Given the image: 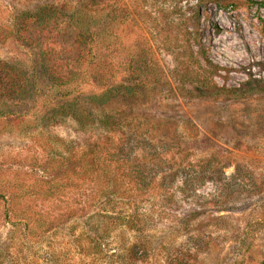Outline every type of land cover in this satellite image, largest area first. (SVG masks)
Returning a JSON list of instances; mask_svg holds the SVG:
<instances>
[{
	"label": "rangeland",
	"instance_id": "1",
	"mask_svg": "<svg viewBox=\"0 0 264 264\" xmlns=\"http://www.w3.org/2000/svg\"><path fill=\"white\" fill-rule=\"evenodd\" d=\"M103 1L112 26L98 36V57L81 43L76 50L71 28L52 29L49 64L65 79L78 71V117L85 109L90 119L118 121L111 144L122 133L139 135L129 157L150 185L109 202L72 187L82 178L76 160L65 159L68 146L79 157L101 129L42 110L43 80L24 102L3 105L0 90V264H264V0L208 3L198 18L191 0ZM27 6L0 0V60L25 72L35 53L10 30L15 10ZM194 38L201 48L187 46ZM105 62L115 84L128 78L101 106L86 95L104 80L84 74ZM202 78L207 86L198 85Z\"/></svg>",
	"mask_w": 264,
	"mask_h": 264
},
{
	"label": "trees",
	"instance_id": "2",
	"mask_svg": "<svg viewBox=\"0 0 264 264\" xmlns=\"http://www.w3.org/2000/svg\"><path fill=\"white\" fill-rule=\"evenodd\" d=\"M10 1H22V0H10ZM28 6L15 10L12 15V23L10 33L15 41H18L22 46L30 49V52L35 53L36 61L33 63L31 70L25 72L23 70H16L12 64L0 60V90H2L3 99L1 102L6 104L5 100L22 101L29 99L32 92V88L39 89L38 80H43L48 86V100L44 102L43 109L45 112L51 111L61 112L72 116L78 121L80 126L86 123L98 126L101 132L95 135L94 138L88 139L82 145L80 149L79 157L75 156L74 142L68 146V154L65 159L76 160L78 171L77 173L82 178L79 183L71 182L72 187H83L84 192H90L93 196L101 197L109 202L113 197H119L120 199L128 200L131 192H137L138 194L144 193L149 187L147 179V170L141 165H134L135 158L130 159L129 151L134 147L140 146L138 142L133 143L132 140L138 138V134L128 135L122 133V139L114 144H111V135L116 134L118 130V121H115L110 115H105L101 119H90V116L84 109L82 117H78V101L81 94V83L78 80V71H70L71 75L68 79L61 76L56 71L57 66L55 62L49 64V58H52V51L48 49L53 43L52 29L66 31L72 29L74 31L73 38L77 43L76 50L80 51L79 44L84 45L83 52L89 55L91 59L98 57V36L100 33L107 31L112 25L108 20L110 18L109 11L106 13L100 12L104 7L111 8L108 3L103 4V0H75L74 4L68 6L67 0H26ZM180 1V0H179ZM186 2L190 0H185ZM195 4L194 16L199 17L198 8L208 3H214L218 7H226L228 5L227 0H191ZM101 4V5H100ZM99 6V7H98ZM104 15V21H99ZM53 25V26H52ZM53 27V28H52ZM32 30H34L32 32ZM219 30L218 27L215 29ZM191 33V31L189 32ZM194 36H192L193 38ZM193 42V43H192ZM187 46L193 44L200 47V43L197 39L189 40ZM173 52V51H172ZM199 52V50H198ZM192 55L186 58L185 63L190 68L194 63ZM74 61L80 64V57L77 55L73 57ZM174 60L176 57L174 55ZM73 61V62H74ZM87 62L91 60L87 59ZM95 62L92 61V63ZM184 61H182V64ZM77 64V65H78ZM130 65V64H129ZM180 65V63H179ZM56 66V67H55ZM194 66V65H193ZM196 66L201 68L202 66L197 61ZM206 67H202V71L206 72ZM174 73L177 70L174 68ZM193 71V70H192ZM84 74L90 76L95 80H104L105 84L102 86L100 92H92L86 95L90 99L89 102L96 103V105L105 104L111 95L114 87L124 88V81L128 77H122L117 84H115L116 70L113 69L111 62H105L104 68L99 73ZM194 72V71H193ZM192 72V73H193ZM196 72V71H195ZM91 74V75H90ZM116 78V77H115ZM194 78V77H193ZM69 81H71L69 83ZM194 81V80H193ZM207 78L198 80V85L207 86ZM96 82V81H95ZM127 90V88L125 89ZM57 97L66 101L62 103H56ZM57 101V100H56ZM17 104L16 102H14ZM94 105V104H93ZM80 109V107H79ZM5 111L3 110L2 113ZM9 114L15 113V111H6ZM18 114H23L18 112ZM119 133V132H118ZM121 133V132H120ZM139 133V132H138ZM142 144H147L143 142ZM148 145V144H147ZM110 146H113V150H110ZM142 148V147H141ZM147 156L151 158H159L160 155L155 150L144 151ZM105 155L104 157L102 155ZM121 162L123 166L127 163L128 168H124L122 165H115L112 169L110 162ZM76 172V171H74ZM123 177H129L128 183L122 180ZM149 181H152L150 178ZM132 182V184L130 183ZM133 223V221H131ZM132 228V227H131ZM136 245H133V248ZM137 250L139 247H136Z\"/></svg>",
	"mask_w": 264,
	"mask_h": 264
}]
</instances>
